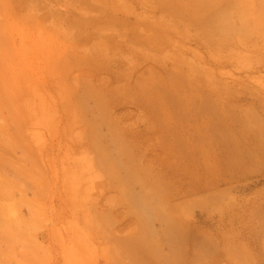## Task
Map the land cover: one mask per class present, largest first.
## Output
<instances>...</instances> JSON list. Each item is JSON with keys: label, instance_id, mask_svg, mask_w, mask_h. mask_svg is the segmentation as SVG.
<instances>
[{"label": "rangeland", "instance_id": "rangeland-1", "mask_svg": "<svg viewBox=\"0 0 264 264\" xmlns=\"http://www.w3.org/2000/svg\"><path fill=\"white\" fill-rule=\"evenodd\" d=\"M0 264H264V0H0Z\"/></svg>", "mask_w": 264, "mask_h": 264}, {"label": "bare ground", "instance_id": "bare-ground-1", "mask_svg": "<svg viewBox=\"0 0 264 264\" xmlns=\"http://www.w3.org/2000/svg\"><path fill=\"white\" fill-rule=\"evenodd\" d=\"M223 153V154H222ZM221 154V157H222V159H223V162H224V166H227V167H230V165H232L233 163H234V160H235V157H233L234 155H231V154H229L228 152H225V151H223ZM238 158V157H237ZM236 158V159H237ZM229 161V163L230 164H227V162ZM240 160V159H239ZM238 160V161H239ZM235 162H236V160H235ZM240 163V162H239ZM238 163V164H239ZM235 164V163H234ZM236 166H237V164H235ZM263 226V225H262Z\"/></svg>", "mask_w": 264, "mask_h": 264}]
</instances>
